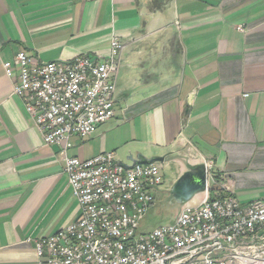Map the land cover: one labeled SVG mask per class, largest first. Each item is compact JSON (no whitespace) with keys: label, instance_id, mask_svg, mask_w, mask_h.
I'll use <instances>...</instances> for the list:
<instances>
[{"label":"crops","instance_id":"obj_1","mask_svg":"<svg viewBox=\"0 0 264 264\" xmlns=\"http://www.w3.org/2000/svg\"><path fill=\"white\" fill-rule=\"evenodd\" d=\"M113 37L125 45L114 116L66 154L165 156L173 183L190 149L208 186L264 201V0H0V264H37L34 239L79 215L64 153L43 143L2 64L19 51L105 57Z\"/></svg>","mask_w":264,"mask_h":264},{"label":"built area","instance_id":"obj_2","mask_svg":"<svg viewBox=\"0 0 264 264\" xmlns=\"http://www.w3.org/2000/svg\"><path fill=\"white\" fill-rule=\"evenodd\" d=\"M124 47L113 37L105 57L42 61L19 51L2 64L43 143L64 153L63 172L79 206L72 223L34 239L37 264H264V201L243 204L208 188L173 224L141 231L154 187L164 182L161 164L124 168L112 151L88 159L66 154L74 138L114 116Z\"/></svg>","mask_w":264,"mask_h":264},{"label":"water","instance_id":"obj_3","mask_svg":"<svg viewBox=\"0 0 264 264\" xmlns=\"http://www.w3.org/2000/svg\"><path fill=\"white\" fill-rule=\"evenodd\" d=\"M177 158H181L184 161V171L175 179L170 187H154L155 192H166V201L175 208V212L169 222L159 226L173 224L183 208L198 205L205 198L208 188H212L208 186L209 172L205 160H202L198 154L190 149H186L183 154H180L177 156ZM189 160H191L192 164H190ZM127 161H129L130 164H126L124 162H120L119 164L124 168H131L135 164H149L158 162L160 164L166 165L168 162L165 156H156L150 159H143L140 155H136L135 157L133 155H129ZM155 206L156 200L153 201L145 217Z\"/></svg>","mask_w":264,"mask_h":264},{"label":"rangeland","instance_id":"obj_4","mask_svg":"<svg viewBox=\"0 0 264 264\" xmlns=\"http://www.w3.org/2000/svg\"><path fill=\"white\" fill-rule=\"evenodd\" d=\"M163 171L162 174L165 176L166 181L162 188H167L173 181V170L170 167H165ZM210 192L213 196L219 193L218 190H213L212 188H210ZM166 196L167 194L164 191L155 192L156 206L140 222L141 231H149L161 224H167L169 222L175 212V208L166 201Z\"/></svg>","mask_w":264,"mask_h":264},{"label":"trees","instance_id":"obj_5","mask_svg":"<svg viewBox=\"0 0 264 264\" xmlns=\"http://www.w3.org/2000/svg\"><path fill=\"white\" fill-rule=\"evenodd\" d=\"M212 189L214 190H218V192L220 193V194H222V191L221 190H219L217 187L216 188H214V187H212Z\"/></svg>","mask_w":264,"mask_h":264}]
</instances>
